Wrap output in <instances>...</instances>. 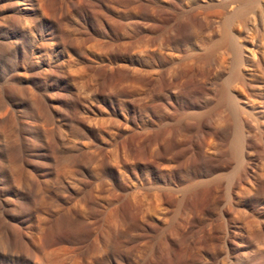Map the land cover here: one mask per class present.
I'll return each mask as SVG.
<instances>
[{
  "label": "rangeland",
  "instance_id": "obj_1",
  "mask_svg": "<svg viewBox=\"0 0 264 264\" xmlns=\"http://www.w3.org/2000/svg\"><path fill=\"white\" fill-rule=\"evenodd\" d=\"M0 264H264V0H0Z\"/></svg>",
  "mask_w": 264,
  "mask_h": 264
}]
</instances>
